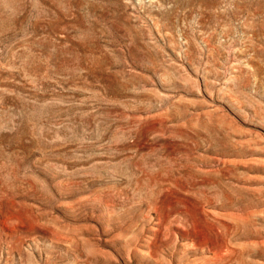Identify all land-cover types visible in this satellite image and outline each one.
I'll list each match as a JSON object with an SVG mask.
<instances>
[{
    "label": "rangeland",
    "instance_id": "rangeland-1",
    "mask_svg": "<svg viewBox=\"0 0 264 264\" xmlns=\"http://www.w3.org/2000/svg\"><path fill=\"white\" fill-rule=\"evenodd\" d=\"M0 264H264V0H0Z\"/></svg>",
    "mask_w": 264,
    "mask_h": 264
}]
</instances>
